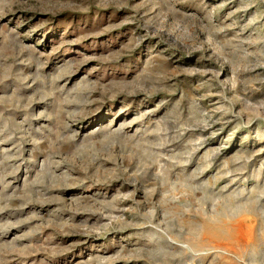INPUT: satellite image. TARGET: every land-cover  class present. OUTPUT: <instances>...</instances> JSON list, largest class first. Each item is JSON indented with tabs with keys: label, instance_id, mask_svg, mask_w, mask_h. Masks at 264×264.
<instances>
[{
	"label": "rangeland",
	"instance_id": "obj_1",
	"mask_svg": "<svg viewBox=\"0 0 264 264\" xmlns=\"http://www.w3.org/2000/svg\"><path fill=\"white\" fill-rule=\"evenodd\" d=\"M0 264H264V0H0Z\"/></svg>",
	"mask_w": 264,
	"mask_h": 264
}]
</instances>
